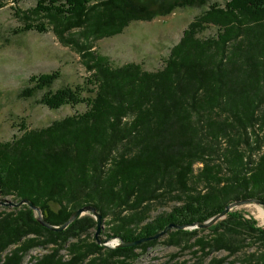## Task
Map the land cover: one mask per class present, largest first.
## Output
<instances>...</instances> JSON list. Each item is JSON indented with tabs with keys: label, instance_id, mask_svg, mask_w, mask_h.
Masks as SVG:
<instances>
[{
	"label": "trees",
	"instance_id": "1",
	"mask_svg": "<svg viewBox=\"0 0 264 264\" xmlns=\"http://www.w3.org/2000/svg\"><path fill=\"white\" fill-rule=\"evenodd\" d=\"M208 1L36 0L31 14L54 18L59 41L82 52L90 74L87 90L50 89L58 70L32 76L20 96L45 90L38 102L50 109L81 103L87 109L45 129L22 126L19 135L0 141L1 196L32 201L54 225L92 204L103 218H114L108 238L127 241L168 223L205 222L236 199L264 201V0L208 5L157 71L132 62L115 66L90 43L121 33L131 21ZM210 26L217 32L201 37ZM34 28L47 30L42 22L19 31ZM74 28L79 31L71 35ZM50 203L60 205L59 215L46 214ZM165 203L172 204L170 211L152 218V207ZM32 217L26 205L0 213V264H25L23 256L45 237L68 242L66 233L78 221L55 232ZM167 236L171 245L193 249L195 264L226 263V256H211L217 251L229 257L243 252L239 264H264V227L236 210L209 228L175 229ZM11 244L17 246L2 256ZM145 244L107 249L74 242L70 258L55 247L26 264H127Z\"/></svg>",
	"mask_w": 264,
	"mask_h": 264
},
{
	"label": "rangeland",
	"instance_id": "2",
	"mask_svg": "<svg viewBox=\"0 0 264 264\" xmlns=\"http://www.w3.org/2000/svg\"><path fill=\"white\" fill-rule=\"evenodd\" d=\"M226 1L209 0L207 5L176 8L170 14L157 15L150 20H134L121 33L92 40L90 43H92V49L108 56L115 66L132 62L141 65L146 71H157L164 66L171 47L180 41L182 31H185L187 25L207 9L208 5H213V3L224 5ZM35 3L36 0H2V6L0 7V141L3 142L19 135L22 126L45 129L54 121L62 120L75 113H82L87 109L85 103L73 107L67 104L58 109H50L47 105L38 102L45 90H39L30 97L20 96V93L29 84L28 79L32 76L58 70L60 78L52 83L50 89H60L64 85H83L84 90H87L85 81L90 74L86 70L87 67L81 57L82 52L75 49L71 44L59 41L61 40L60 37L53 30L52 21L54 18L46 14H31ZM42 22L46 25V31L39 32L35 28L28 31H19V28L25 23L40 24ZM78 31V28L71 29L70 34H76ZM216 32L217 27L210 26L200 36L207 37ZM65 34L68 35L69 33ZM87 94L85 92L84 96ZM6 198L13 199L12 197ZM171 207L172 204L169 203H165V205L156 204L152 207L150 215L153 218L157 214L170 211ZM13 208L0 205V213ZM60 208L59 204L50 203L48 209L44 211L49 216L53 214L56 216L61 213ZM261 208L264 209V206L247 203L236 207L233 211L243 213L245 218H254L259 226L264 227V219L260 212ZM32 218L36 221L34 211ZM77 219L76 226L66 233L68 242L58 239V243L53 244L46 242L48 238L45 237V242L42 240L37 246L29 249L27 255L23 256L22 263L35 261L37 257L50 252L52 249L54 250L55 247L67 259L71 257L68 252L71 243L85 241L98 243L94 238L97 230L94 217L86 213ZM113 219V216L103 218V230L99 234L101 238H108V235L112 232L110 226L114 222ZM175 229L172 228L171 231ZM208 233V231H205L204 233L201 232L200 235L204 236ZM167 234L149 240V242H144L147 243L144 247L135 249L138 254L136 260H128L127 264H182L183 262L195 264L198 261V254L195 255L192 252L193 249H183L180 246L175 247V245L168 243ZM46 235L48 234L46 233ZM113 240L116 239H110L111 246L114 244ZM16 246L17 244H11L6 247L2 256ZM111 246L103 247L107 249L114 248ZM252 250L254 248L248 251ZM211 256L216 258L226 256L227 261L224 264H229L231 261L235 262L233 264H239L235 260H239L244 256V253L241 252L236 256L229 257L227 252L217 251Z\"/></svg>",
	"mask_w": 264,
	"mask_h": 264
},
{
	"label": "water",
	"instance_id": "3",
	"mask_svg": "<svg viewBox=\"0 0 264 264\" xmlns=\"http://www.w3.org/2000/svg\"><path fill=\"white\" fill-rule=\"evenodd\" d=\"M247 203H255V204H259L264 206V201L261 200L260 198L257 197H249V198H241V199H236L231 201L229 204L226 205V207L224 208V210H221L220 212L216 213L215 215L212 216V218H210L209 220L205 221V222H194L191 224H177L176 223H168L167 225L164 226V230L158 231L155 234H151L149 236H143L140 237L136 240H123L121 239L119 236H113V237H109L108 238H101L100 237V232H102L103 230V226H102V220H103V214L98 211L97 208H95L94 205L92 204H85L79 208H77L76 210L73 211V213L71 214L70 217H68V219L60 224V225H54L49 223L48 221H46L44 219V213L43 211H41V209L37 206H35L32 201H28V199H22L20 201H17L14 199H8V198H3L1 196V190H0V205H3L5 207H14L15 208H20L23 205H27V207L29 206L31 208L32 211H34L35 213V219L36 221L40 224L43 225L53 231H62L66 228L69 227V224H71L75 219H77L78 217H82L84 214L89 213L94 217L95 220V226L97 227V230L95 231V235L94 238L95 240H97L99 246H111L110 245V239L115 238L116 240H113L114 244L111 247H132L136 245H139L141 243L144 242H149V240L152 239H157L160 236H163L164 234H167L169 231L172 230V228H178V229H182V230H187V229H193V228H208L211 225H213L214 223H218L219 220L225 218L226 214L229 213L230 211L232 212V210H234L236 207L243 205V204H247Z\"/></svg>",
	"mask_w": 264,
	"mask_h": 264
},
{
	"label": "bare ground",
	"instance_id": "4",
	"mask_svg": "<svg viewBox=\"0 0 264 264\" xmlns=\"http://www.w3.org/2000/svg\"><path fill=\"white\" fill-rule=\"evenodd\" d=\"M260 212H261V216H262L263 219H264V209L261 208V211H260Z\"/></svg>",
	"mask_w": 264,
	"mask_h": 264
}]
</instances>
